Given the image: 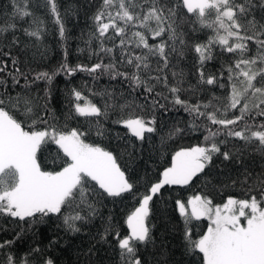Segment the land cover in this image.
<instances>
[{
	"label": "snow or ice",
	"instance_id": "snow-or-ice-1",
	"mask_svg": "<svg viewBox=\"0 0 264 264\" xmlns=\"http://www.w3.org/2000/svg\"><path fill=\"white\" fill-rule=\"evenodd\" d=\"M30 2L24 0L22 7L19 0H13V15L21 19L31 16ZM44 3L63 39L66 30L56 0H44ZM93 21L99 47V52L93 54L103 53V57L109 58L108 63L101 58L90 67H72L67 63L65 53V62L56 71L39 72L29 79L10 52L4 54L11 57V68L5 61H0V73L5 74L0 76V219L10 218L31 228L55 217L62 220L66 231L76 233L80 231L78 224L87 223L96 215L98 197L106 195L115 199L126 193L136 196L139 191L112 151L85 142L92 129L58 130L54 110L50 109V91L46 89L43 97L33 95V84L41 80L50 84L61 72L72 76L83 71L93 79L107 73L111 79L122 78L134 91L143 88L147 94L146 102L152 97L153 110L158 106L166 113L169 110L167 103H161L157 99L161 93L155 92L157 85H162L170 94L164 95L163 100L173 107L180 106L191 117L189 128L197 131L203 124L209 134L203 138L205 146L175 152L171 166L149 186L139 198V206L128 215L129 234L121 238L116 233L114 238L121 264H143L138 251L149 245L155 247L152 232L155 226L150 224L149 217L154 198L162 197L161 190L166 185L187 186L201 173L207 176L205 169L214 156H222L225 161L233 158L229 146L234 148L235 140L243 141L244 146L258 142L259 150L264 152V0H102ZM33 24L36 27L25 29V34L38 41L42 33L35 18ZM187 24L192 25V32L204 28L212 30L213 35L206 43H195L194 51L200 64L201 81L229 89L223 109L208 111L212 107L211 101L190 104L179 96L180 81L176 85L169 84L170 57L173 53L183 55L182 49L187 44L184 26ZM10 30H15V24L0 26V36ZM116 38L119 40L112 47L106 45V41H116ZM149 38L158 42L150 43ZM248 41L255 45L254 54L250 55L252 49ZM12 43H17L15 37ZM216 46H219V55L231 54L233 62L222 68L219 77L205 78L203 66L214 58ZM166 48L170 50L166 51ZM152 57L156 58L155 64L151 62ZM177 75L172 72L173 77ZM99 94L111 96L110 93ZM71 96L69 117L75 118L73 110L76 116L95 117L89 123L95 125L96 135L107 136L103 126L110 107L107 100L103 108L91 102L81 106L79 101L84 99L81 93L73 90ZM132 107L133 111L137 107L146 110L141 105ZM229 110L238 115L229 118L226 115ZM257 117L262 119L257 121ZM114 123L127 130L124 136L117 134L116 139L131 143L133 147L135 141L141 146L150 141L151 134L158 131L155 115L148 118L129 115ZM210 125L217 126L215 131ZM182 131L176 127L169 131L168 138ZM220 135L224 139L217 141L216 137ZM51 144L57 146L53 164H59L53 170H47L41 157L50 150ZM256 179L259 183L247 190L251 192L258 187L259 199L256 195L250 199L229 197L222 205H214L202 195L192 196L186 202L175 200L174 207L184 225V246L193 256V264L195 261L199 264H264V175ZM202 219L209 223L207 230L200 232L197 238L193 229L199 225H194L193 221ZM110 228L111 225L101 236L105 242ZM19 238L20 233H17ZM13 243L11 240L0 243V264H32L30 256L33 259L42 256L41 249L36 247L23 258L17 257L11 251ZM43 264H53V261L46 259Z\"/></svg>",
	"mask_w": 264,
	"mask_h": 264
},
{
	"label": "trees",
	"instance_id": "trees-1",
	"mask_svg": "<svg viewBox=\"0 0 264 264\" xmlns=\"http://www.w3.org/2000/svg\"><path fill=\"white\" fill-rule=\"evenodd\" d=\"M57 7L64 19L65 37L62 39L59 34V26L54 17L45 7L44 0H31L28 5L31 16L22 19L14 16L15 9L13 0H0V26L15 24L14 31H7L0 36V61H5L11 68V57L18 60V66L22 72L28 75L29 79L39 72L52 73L56 71L66 60L69 65L76 67L84 65L90 67L100 62H109V58L103 57L99 52L98 41L96 40L93 16L96 14L102 0H56ZM24 6V0H19ZM35 18L41 29V39L35 40L25 34V29L36 27L33 24ZM199 28V25H196ZM192 25L184 26V39L187 42L183 47V55L178 56L173 53L170 57L171 65L167 71L170 85L179 83V96L190 104L200 102L202 104L211 101L212 107L208 111H214L226 105L229 89H220L218 86L207 85L200 79V64L198 56L194 51L195 43H206L212 30L208 28L200 29L197 32L191 31ZM111 33V30H110ZM243 34V33H242ZM251 34V33H249ZM15 37L16 44L12 43ZM159 39V38H158ZM116 41H106L108 47H112ZM150 43H156L149 38ZM255 53V45L252 41L247 42ZM171 44V42H169ZM170 49L166 48V51ZM118 49L116 52L118 53ZM137 53L139 50H136ZM219 46L213 52V59L203 66L205 78L210 75L220 76L223 67L232 63L231 54L219 55ZM11 53L5 55L4 53ZM156 58L152 57L151 62L155 64ZM130 70V69H121ZM176 72V77L172 76ZM0 73V76H4ZM225 76L227 73L225 72ZM21 85L24 84L23 77L20 78ZM9 84L11 80L9 79ZM33 95L43 97L45 90L51 93L50 109L54 110L55 124L58 130L69 131L72 128L81 130L92 129L85 137V142L94 144L110 150L117 158V163L122 170L130 177L132 182L139 189L136 196L124 194L120 198L98 197L97 213L87 223L78 224L80 231L72 233L66 231L62 220L55 217L52 220H45L29 228L22 225V222L11 221L10 218L0 219V243L14 241L11 245L12 254L23 258L32 248H40L42 256L32 259V264H43V260L51 259L53 264H121L117 241L114 238L118 232L120 237L129 234L126 219L129 213L138 206V200L146 192L149 186L156 183L162 172L171 164V157L181 149H189L195 146H205L204 136L208 131L201 124L199 130L192 131L189 128L191 117L184 112L180 106H175L163 100L164 95H170L168 90L162 85H157L155 92H160L161 103H167L168 111L165 113L158 106L153 110L151 106L152 97H148L146 102L143 88L135 91L123 82L122 78L111 79L105 73L93 79L87 72L77 71L72 76H66L63 72L56 75L50 84L41 80L32 85ZM20 86H17V91ZM73 90L79 91L84 97L79 103L85 101L96 104L103 108L107 100L109 104L108 116L103 120V126L107 129L108 135L99 137L95 132V125L89 123L95 117L73 116L69 117V111L73 98ZM99 93H110L100 95ZM133 105L144 106L146 110L137 107L133 111ZM129 115L143 116L148 118L155 115L157 120V133L151 134L150 141L142 146L139 141H135L136 146L131 143L125 144L123 140H117L116 136H124L126 129L122 128L114 121L126 119ZM220 115V113H217ZM229 118L238 115V112L229 110L226 114ZM260 117H257L259 121ZM203 120V118H202ZM204 123H207L206 121ZM179 127L184 131L168 138L170 130ZM215 131L216 125H210ZM163 137V140H162ZM134 140V138H132ZM222 135L216 140H222ZM210 143V141L208 142ZM235 147H231L233 158L225 161L222 156H214L213 162L201 173L198 178L187 186H165L161 190L162 197L154 198L152 214L149 217L150 224L154 225L153 237L155 247L152 245L141 247L138 255L142 258L143 264H193V256L187 252L184 246V225L174 207L176 199L187 201L195 195H202L212 200L214 205H221L229 197L236 199L249 198L256 195L259 199V188L249 192L247 189L253 184H258V176L264 175V152L259 150L258 142L244 146L243 141H233ZM57 146L50 145V150L41 157L47 170L58 167L53 164L56 157ZM62 155V153H61ZM247 169V174H245ZM235 182V183H233ZM208 220L193 221L194 225H199L193 231L198 234L207 230ZM111 225L106 242L101 239L105 229ZM17 233L20 238L17 239ZM199 264V261H195Z\"/></svg>",
	"mask_w": 264,
	"mask_h": 264
},
{
	"label": "rangeland",
	"instance_id": "rangeland-1",
	"mask_svg": "<svg viewBox=\"0 0 264 264\" xmlns=\"http://www.w3.org/2000/svg\"><path fill=\"white\" fill-rule=\"evenodd\" d=\"M86 102H88V101H85L84 103H80L81 106H84V105L86 104ZM170 166H171V164H170L168 167H170ZM224 203H225V202H224ZM222 204H223V203H222ZM222 204H221V205H222ZM138 206H139V205H138ZM138 206H137V207H138ZM133 210H134V209H133ZM133 210H132V211H133ZM132 211H131V212H132ZM131 212L129 213V215L131 214ZM127 217H128V216H127ZM126 220H127V219H126Z\"/></svg>",
	"mask_w": 264,
	"mask_h": 264
}]
</instances>
